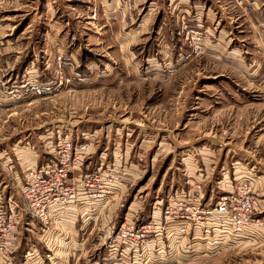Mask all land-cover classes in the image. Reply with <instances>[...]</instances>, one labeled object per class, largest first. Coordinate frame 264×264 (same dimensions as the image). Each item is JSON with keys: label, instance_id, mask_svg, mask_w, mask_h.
<instances>
[{"label": "rangeland", "instance_id": "374dc122", "mask_svg": "<svg viewBox=\"0 0 264 264\" xmlns=\"http://www.w3.org/2000/svg\"><path fill=\"white\" fill-rule=\"evenodd\" d=\"M64 139L91 151L93 186H73L91 209L45 230L12 182ZM200 169L203 206L253 171L264 210V0H0V200L16 204L0 264H264V235L213 254L198 236L166 257L114 251L126 220L147 223Z\"/></svg>", "mask_w": 264, "mask_h": 264}, {"label": "built area", "instance_id": "2783aa9c", "mask_svg": "<svg viewBox=\"0 0 264 264\" xmlns=\"http://www.w3.org/2000/svg\"><path fill=\"white\" fill-rule=\"evenodd\" d=\"M51 154L53 157L50 162L36 164L37 166L28 169L24 184L19 186L25 215L45 230L55 223L51 216L52 208L75 203V182H79L83 189L93 186L92 177L81 173L90 154L86 144L76 148L71 140L64 139ZM202 198L201 185L198 183L192 187L189 199H171L166 205L153 208L147 223L134 226L133 223L124 222L116 233L117 245L114 251L127 256L126 258L133 251V257H136L134 254L144 244L166 236L172 224L181 225L187 232L186 235L191 229H195V233L201 230L205 235L213 232L243 235L247 228L263 226L262 221L255 217L258 198L252 177L239 182L214 205L203 206ZM6 205H2L0 201L1 256H8L7 253L13 251L16 240V204L8 199Z\"/></svg>", "mask_w": 264, "mask_h": 264}, {"label": "crops", "instance_id": "0c3cea01", "mask_svg": "<svg viewBox=\"0 0 264 264\" xmlns=\"http://www.w3.org/2000/svg\"><path fill=\"white\" fill-rule=\"evenodd\" d=\"M90 154H91V151H90ZM90 154H89V156H90ZM18 164H20V163H18ZM23 164H25V162H23ZM201 170L202 169H200V171H197L195 173L194 178H190L189 177L190 175H188V177H187L188 187L186 188V190L184 188L180 189V190H176L175 193H171L167 197L168 199H166L165 201L164 200L156 201L153 208L158 209L159 207L166 205L169 202V200H171V199H185V200L189 199V197L192 194V187L194 185L193 183L203 181L204 178L206 179L205 175H207V174H205ZM238 171L241 172L240 170H238ZM242 174H243L242 177H245V179L248 177H252L254 179V191L256 193L257 198H258V196L262 195L263 193L261 191H259L260 189L258 188V182H260V181H258L259 179L257 180L254 172L248 171L246 173L243 172ZM21 175H23L22 169H21ZM227 175L228 174L225 173V178L223 177L224 181L227 180ZM19 178L22 179V177L20 175H17L16 179L13 178L12 185L13 186L15 185L16 188L22 184ZM15 180H16V182H15ZM9 183H10V181H9ZM122 183H123L122 180L117 179V181H116L117 186H115V188L117 189V187H118L120 192L122 191ZM255 184H256V186H255ZM8 185H10V184H8ZM8 185L5 186V188L8 187ZM6 192H9V191H6ZM6 192L4 193L3 191L0 190V199L3 200V199L8 197V195H6ZM77 205L78 204H76V205H62V206L52 208V212H51L52 219L54 221H56L58 219L62 223L65 222L66 218H67L65 216H67V215H65L64 212L69 211L70 209H81L83 211L82 214H85L86 211L90 212L88 210V209H91L89 204L88 205L87 204H79V205H82L79 207H77ZM128 211H129V209H128ZM128 211H127V216H129ZM257 212L259 213V215H262L264 213V210L261 211V209H260V200L259 199H258V208L256 209V212H255V216L259 217L257 215ZM70 213L71 212H69V214ZM262 235H264V228H258V227H251V228L245 229L243 235H233L231 233H222V232H218V233L213 232V233H208L207 235H205L201 230H198L195 233L196 237L198 236L200 238H203L202 240H205L206 244H208L209 247H211L212 252H208V254H213V253H216V252L221 251V250H226V248L229 250L233 249V248H234V250L239 249L240 247H243L245 244H251L253 242H256V240L258 238L262 237ZM185 236H186V234L183 235V237H185ZM200 243H202V242L199 241V244ZM203 244H205V243L203 242ZM247 246H249V245H247ZM202 255H207V254L202 253ZM199 256H201V255H198V257Z\"/></svg>", "mask_w": 264, "mask_h": 264}, {"label": "trees", "instance_id": "16d2710c", "mask_svg": "<svg viewBox=\"0 0 264 264\" xmlns=\"http://www.w3.org/2000/svg\"><path fill=\"white\" fill-rule=\"evenodd\" d=\"M181 230H183V231H181ZM193 230H195V229H191L190 230V231H192L191 238L189 237L190 231H189V234L185 236V237H187L186 238L187 241L185 242V244H188L189 243V239H190L191 240V243L193 245L199 246V242H197V239L195 238V231L193 232ZM185 233H187V232L184 231V229L181 227V225L172 224L170 226V228H168L166 236H163V237L157 239L154 242H148V243L144 244L142 247H140L138 249V251H136V253L134 255L136 256V255H139L140 253H147V252H149V254H151V253H153L152 251H154L155 253H157V255L158 254L159 255L160 254H164V256H165L164 251H159L160 249H162L163 246L166 247L165 246V243H167V247L170 249L171 239L172 238H175L174 240H176V243H179L181 245L182 244L181 243V237H183V235H185ZM157 244H158V246L155 249V246ZM201 247H204L203 243H201ZM168 252H170V250ZM208 252H212V249L209 248V251ZM201 253H206L205 248L203 249V251H201ZM166 260L167 259H163V261H166Z\"/></svg>", "mask_w": 264, "mask_h": 264}, {"label": "bare ground", "instance_id": "6f19581e", "mask_svg": "<svg viewBox=\"0 0 264 264\" xmlns=\"http://www.w3.org/2000/svg\"><path fill=\"white\" fill-rule=\"evenodd\" d=\"M130 214V213H129Z\"/></svg>", "mask_w": 264, "mask_h": 264}]
</instances>
